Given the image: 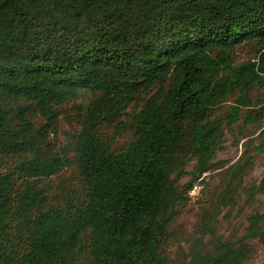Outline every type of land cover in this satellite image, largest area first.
Wrapping results in <instances>:
<instances>
[{"label": "trees", "instance_id": "trees-1", "mask_svg": "<svg viewBox=\"0 0 264 264\" xmlns=\"http://www.w3.org/2000/svg\"><path fill=\"white\" fill-rule=\"evenodd\" d=\"M245 45L256 60L231 64ZM254 87L264 88V0H0V264H246L252 242L264 248V215L237 240L208 219L210 241L181 258L166 240L214 169L223 124L254 105L243 123L263 128ZM83 93L92 99L75 105ZM72 103L79 130L57 149L51 135ZM126 123L130 140L113 148L104 131ZM70 167L77 189L50 196Z\"/></svg>", "mask_w": 264, "mask_h": 264}, {"label": "rangeland", "instance_id": "rangeland-1", "mask_svg": "<svg viewBox=\"0 0 264 264\" xmlns=\"http://www.w3.org/2000/svg\"><path fill=\"white\" fill-rule=\"evenodd\" d=\"M257 58L256 50L245 45L237 49L229 58L230 63L240 65L246 62H254ZM264 88L254 87L248 94L252 104L257 103V94ZM92 96L83 93L74 102L75 105H87ZM235 96H231L215 109L212 119H221L235 104ZM72 104L62 108L64 115L58 118L55 134L51 139L57 149L70 148L73 136L78 132L76 114L71 110ZM241 110L239 121L232 129L222 127V142L216 151L212 163L214 169L203 175L201 182H196L192 188L188 201L178 208V215L172 223L166 248L169 258H181L187 255L191 243L201 240L207 244L211 237L206 232L204 225L209 219L208 229H212L215 236L222 240H237L247 227V218L254 214L264 215V189L259 190L264 179V126L258 130L253 125H245L243 118L246 112L254 109ZM125 121V117L124 120ZM39 122H43L39 120ZM106 140L113 148H119L130 140L129 124L126 123L122 130L111 126L104 131ZM195 167V161L186 166V175L178 180L180 187L190 179V173ZM235 167L236 172L226 174L227 169ZM62 184L56 178L50 180L53 190L50 196L63 194L66 191L76 190L78 186V175L73 167L65 170L60 176ZM230 183L229 196L223 200L225 187ZM206 216V218H204ZM255 248L254 256L246 264H262L264 261V248L251 243Z\"/></svg>", "mask_w": 264, "mask_h": 264}]
</instances>
